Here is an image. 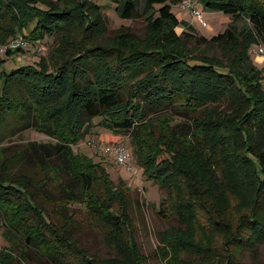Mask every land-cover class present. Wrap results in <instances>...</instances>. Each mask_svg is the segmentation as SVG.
Returning <instances> with one entry per match:
<instances>
[{
    "label": "trees",
    "instance_id": "16d2710c",
    "mask_svg": "<svg viewBox=\"0 0 264 264\" xmlns=\"http://www.w3.org/2000/svg\"><path fill=\"white\" fill-rule=\"evenodd\" d=\"M60 1L64 6L56 8L47 0H0V45L16 37L38 42L55 36L64 41V31L74 29L78 19L86 31L102 25L104 13L91 0H73L71 5ZM112 1L120 18L141 14L138 0ZM179 1L144 0L157 43L149 49L131 48L130 34L120 32L117 43L127 53L79 41L76 54L50 68L26 64L7 71L0 58V142L8 130L13 135L34 129L51 138L27 141L13 157H0L2 234L19 245L15 254L9 247L0 248V264H17L26 257L51 264L144 261L126 213L124 182H112L101 162L72 149L95 117L112 134L129 131L135 149L132 140H137L139 125L150 126L152 116L167 118L160 140H137L135 159L166 191L158 213L175 223L160 234L161 259L168 264H241L239 255L264 239L262 69L251 63L246 50L235 67L190 55L181 46L190 38L229 46L238 29L231 22L209 38L186 30L179 33V20L171 11ZM198 2L204 9L240 18L248 26L247 44L264 46V0ZM22 48L6 45L4 53L12 56ZM222 98L231 101L230 109L215 105L203 113L206 120L199 117L198 108ZM170 110L191 113L187 131L173 128L181 119H172ZM168 135L198 141L166 142ZM204 142L207 153L199 149ZM176 143L178 151L168 157ZM6 149L1 147V152ZM16 163L21 165L18 171H28L20 173L27 176L24 184L12 171ZM113 201L116 211L111 210ZM74 203L84 204L103 225L106 244L117 251L113 257L88 254L80 247L74 235L78 225L62 212ZM43 208H56L64 224L57 227L47 220ZM217 236L222 237L220 249L213 242ZM216 251L222 254L214 256ZM212 257L220 259L214 262Z\"/></svg>",
    "mask_w": 264,
    "mask_h": 264
},
{
    "label": "rangeland",
    "instance_id": "374dc122",
    "mask_svg": "<svg viewBox=\"0 0 264 264\" xmlns=\"http://www.w3.org/2000/svg\"><path fill=\"white\" fill-rule=\"evenodd\" d=\"M50 2L52 7H63V3L60 0H47ZM70 5L74 2L68 0ZM97 4L101 11L104 13L102 25L99 29L93 31L84 30V24L82 20H75V26L73 28H67L64 31V41L55 36H46L41 41L35 42L28 40L26 46H24L18 54L12 56L5 55L4 48L10 45L11 42L16 38H7L4 45H0V58L4 59L3 67L9 71L16 67L26 64L41 65L46 68L53 67L58 64L61 60L68 58L77 53V44L80 41L83 45L99 44L106 48H116L118 53H127L117 43L118 34L120 32H128L132 37L130 41L133 43L130 45L131 48L138 49H149L156 46V40L153 38L151 29L148 26L147 14L149 9L143 6L144 0L139 1V8L141 14L138 17L131 19L120 18L115 9V3L112 0H91ZM191 4L201 11L202 19L196 18L191 12ZM74 4V3H73ZM43 8L45 5H41ZM49 6V5H48ZM143 7V10H142ZM46 8V7H45ZM171 11L176 15L179 22L176 26V31L179 33L183 30L193 33L192 36H210L222 32L231 22L237 25L238 33L235 43L225 46L224 44H215L210 42H198L193 37L187 42L181 44L182 47L189 52L190 55L198 58H212L223 65L235 67V61L243 50L247 51L249 59L252 64L257 68L262 69V85L264 88V61L261 56L254 53V49L258 46L250 42L247 44L244 36L247 29V25L240 18L233 19L230 15L222 12L204 9L198 0H181L178 3L171 5ZM7 17V16H6ZM262 46V45H261ZM264 47V46H263ZM43 67V68H44ZM0 67V69H2ZM231 102L227 98H222L217 101L216 104H207L198 108L199 117L202 120H206V116L203 114L205 110H210L215 107L222 108L224 110L230 109L229 104ZM202 105V104H201ZM171 117L181 121L173 125L174 129L180 130L181 132L187 131L189 124V118L191 113L189 112H178L170 110ZM197 114V113H196ZM154 115V114H153ZM152 116V115H151ZM181 116V117H180ZM152 124L150 126L138 127L139 134L137 140H146L149 143H154L162 138L164 134L163 130L167 122L166 117L158 119L152 116ZM169 118V117H168ZM178 119V120H179ZM99 118H92L93 125L89 126L79 142L72 146V149L79 151L81 154L93 158L94 161L101 162L105 170L108 172L109 178L112 182L117 183L120 180L124 182L123 198L127 205L126 213L131 220V228L133 233V239L136 242L139 252L144 256L142 264H168L164 259H161L160 254L157 252V247L161 245L160 234L167 230L170 225L175 224L171 219L164 218L158 213V206L161 198L165 197L166 191L159 187V183L149 177L144 171L143 167L138 164L136 159V150L138 144L136 138L132 140L134 145H137L136 149L130 145L129 140L131 135L129 131L112 134L111 132L103 129L99 123ZM175 122V121H174ZM209 128V127H205ZM8 132H10L8 130ZM5 131L2 141L0 142V157H13L17 150H20L23 145L30 140L37 142L51 141V138L40 131L34 129H27L25 131L11 134ZM167 134V133H165ZM176 140L168 135L166 142H177V141H189L192 143L198 141V137L191 139H185V137L179 136ZM137 143V144H135ZM110 144H122L126 147L127 151L131 155V160L128 164H118L114 157L106 153L104 148ZM1 147H7L5 153L1 152ZM179 149V144L176 143L173 150L168 153V157L173 156ZM202 153H207V144L204 142L199 146ZM145 151L150 150V146H145ZM170 154V155H169ZM207 154H205L206 156ZM165 156V154H164ZM21 165L16 163L13 165V173H17V177L24 184L27 176H22L20 173H27L28 171H18ZM35 174L34 176H36ZM219 175V172H217ZM122 185V184H119ZM129 188L126 189L127 187ZM114 189H119L115 186ZM111 210H117V202H112ZM46 212L45 216L47 220L53 222L57 227L62 226L64 219L59 215L56 208H43ZM64 214L71 215V220L74 224L78 225L75 230V238L78 240L80 247L88 254H96L102 258L113 257L116 254L115 246L112 248L107 245L104 240V227L101 223H98L92 212L87 211L84 204L79 205L78 203L68 204V207L63 209ZM66 219V218H65ZM3 222L0 219V248H10L15 254L19 250V245L15 246L14 243L8 241L2 234ZM115 244L120 241L115 237L112 239ZM221 236H217L213 239L214 244L220 249ZM27 250V249H26ZM27 254H32L33 250L28 249ZM222 253H216L214 256H220ZM219 258H213L214 262H218ZM241 264H264V239L254 246L252 251L245 250L239 255ZM17 264H51L50 262L44 263L43 260L34 259L31 257L22 258Z\"/></svg>",
    "mask_w": 264,
    "mask_h": 264
},
{
    "label": "built area",
    "instance_id": "2783aa9c",
    "mask_svg": "<svg viewBox=\"0 0 264 264\" xmlns=\"http://www.w3.org/2000/svg\"><path fill=\"white\" fill-rule=\"evenodd\" d=\"M187 5H191V4L188 3ZM191 12L196 18L202 19L201 11L195 6L191 5ZM27 43L28 42L22 38H16L11 42L10 45H8V47H11V48L24 47L27 45ZM253 51L255 54H258L259 56H261L264 61V47L263 46L258 45ZM104 151L106 153L111 154L118 164H128L131 160L130 153L127 151L126 147L122 144H110L106 148H104Z\"/></svg>",
    "mask_w": 264,
    "mask_h": 264
}]
</instances>
